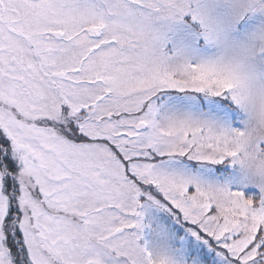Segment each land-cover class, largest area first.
I'll return each mask as SVG.
<instances>
[{
    "label": "snow or ice",
    "instance_id": "obj_1",
    "mask_svg": "<svg viewBox=\"0 0 264 264\" xmlns=\"http://www.w3.org/2000/svg\"><path fill=\"white\" fill-rule=\"evenodd\" d=\"M0 264H264V0H0Z\"/></svg>",
    "mask_w": 264,
    "mask_h": 264
}]
</instances>
